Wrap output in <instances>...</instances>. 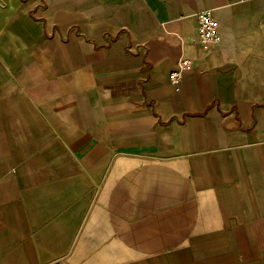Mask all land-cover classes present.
<instances>
[{
    "label": "crops",
    "instance_id": "obj_1",
    "mask_svg": "<svg viewBox=\"0 0 264 264\" xmlns=\"http://www.w3.org/2000/svg\"><path fill=\"white\" fill-rule=\"evenodd\" d=\"M4 9L0 264H264V0Z\"/></svg>",
    "mask_w": 264,
    "mask_h": 264
},
{
    "label": "built area",
    "instance_id": "obj_2",
    "mask_svg": "<svg viewBox=\"0 0 264 264\" xmlns=\"http://www.w3.org/2000/svg\"><path fill=\"white\" fill-rule=\"evenodd\" d=\"M198 40L205 50L219 44L222 40L220 22L211 10L204 9L198 13ZM191 67L190 59L184 57L178 61L177 66L172 70L170 79L177 89H180L181 80Z\"/></svg>",
    "mask_w": 264,
    "mask_h": 264
},
{
    "label": "rangeland",
    "instance_id": "obj_3",
    "mask_svg": "<svg viewBox=\"0 0 264 264\" xmlns=\"http://www.w3.org/2000/svg\"><path fill=\"white\" fill-rule=\"evenodd\" d=\"M8 11L4 9V0H0V25L7 16Z\"/></svg>",
    "mask_w": 264,
    "mask_h": 264
}]
</instances>
